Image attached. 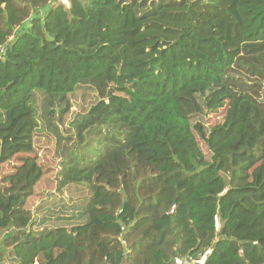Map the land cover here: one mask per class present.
Returning <instances> with one entry per match:
<instances>
[{
  "label": "trees",
  "instance_id": "trees-1",
  "mask_svg": "<svg viewBox=\"0 0 264 264\" xmlns=\"http://www.w3.org/2000/svg\"><path fill=\"white\" fill-rule=\"evenodd\" d=\"M0 46V264H264V0H0ZM43 129L82 201L32 207Z\"/></svg>",
  "mask_w": 264,
  "mask_h": 264
},
{
  "label": "rangeland",
  "instance_id": "rangeland-1",
  "mask_svg": "<svg viewBox=\"0 0 264 264\" xmlns=\"http://www.w3.org/2000/svg\"><path fill=\"white\" fill-rule=\"evenodd\" d=\"M59 1L68 2V0ZM47 10L48 8H46L44 11L46 12ZM24 27H21L18 30V34H21L22 32L28 29L27 24H25ZM79 94L80 97L78 98L77 102L74 104L72 109L75 114L83 112L82 106H87L88 104L93 102L98 96L96 90L93 91L89 86L83 87V89L80 90ZM223 116L224 111L222 109H217V111H207L198 114L193 119L194 123H198L197 127L199 131H197L200 139L199 142L209 160H211L213 154H215L216 157H220L221 142L223 136L227 132V129L219 128L217 125L220 124V122L223 120ZM73 117L68 118L65 124H60V132L63 133V135L65 136H74L73 131L68 130V128L71 127L70 122ZM18 142L19 141L16 140L14 144H18ZM35 142L36 148L38 149V154L42 162H48L51 167V172L49 175V179H47V181H45L42 187L40 188V196L36 199L35 202H33L32 207L40 209L41 207L50 205L52 202H54L55 206L57 204H62L66 202L70 204L76 201H82L85 195L89 194L88 189L85 186L79 188L74 186L60 188L56 180L57 170L60 165V162L63 160L64 153L72 149L71 142L66 141V146L62 150V153L60 152V154H57V136L52 135L51 133L46 131V129H43L39 137H36ZM10 164L11 163H0V176L2 172H6L11 169ZM59 213L66 214V212H62L61 210H56L55 214L49 212L48 210L42 211L43 215H48L51 217H54ZM1 243L2 242L0 240V244ZM0 247L2 246L0 245ZM180 258L187 261V258ZM10 259L11 258L8 257L6 262H4L3 264H9Z\"/></svg>",
  "mask_w": 264,
  "mask_h": 264
},
{
  "label": "built area",
  "instance_id": "built-area-1",
  "mask_svg": "<svg viewBox=\"0 0 264 264\" xmlns=\"http://www.w3.org/2000/svg\"><path fill=\"white\" fill-rule=\"evenodd\" d=\"M0 49H1V52H2V53L6 51V48H5V47L0 46ZM194 262H195V261H194ZM194 262L185 261V260H183V259L180 258V257H176V258L174 259L173 264H194Z\"/></svg>",
  "mask_w": 264,
  "mask_h": 264
}]
</instances>
